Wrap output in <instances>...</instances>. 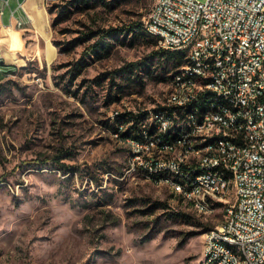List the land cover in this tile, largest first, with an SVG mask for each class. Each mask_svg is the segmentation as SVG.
I'll list each match as a JSON object with an SVG mask.
<instances>
[{"label":"rangeland","instance_id":"rangeland-1","mask_svg":"<svg viewBox=\"0 0 264 264\" xmlns=\"http://www.w3.org/2000/svg\"><path fill=\"white\" fill-rule=\"evenodd\" d=\"M155 1L43 0L38 20L48 18L47 28L19 20L22 60L18 27L0 35L18 60L0 77V264H204L205 233L224 221L225 203L200 212L166 183L129 173L133 147L113 130L118 114L129 117L125 133L134 114L168 97L171 73L155 78L159 41L120 34L106 51L84 55L89 34L144 22ZM0 56L6 63L1 44ZM82 58L87 65L72 79Z\"/></svg>","mask_w":264,"mask_h":264},{"label":"built area","instance_id":"built-area-1","mask_svg":"<svg viewBox=\"0 0 264 264\" xmlns=\"http://www.w3.org/2000/svg\"><path fill=\"white\" fill-rule=\"evenodd\" d=\"M23 3L19 2V8L24 9ZM7 7L11 10V22L7 26L19 28V20L23 19L16 18L11 5L0 0V12H4V15ZM144 22L150 23L157 32L168 34V41L159 42L162 48L173 50L174 44H183L189 46L191 56L207 59V66H201L198 72L204 73V76H218V83L204 84L203 91L223 90L240 96L243 111L234 114L244 113V104H251L249 132H242V124L233 123V120L224 123L223 133L233 136V144L214 147L226 149V156L204 160V164L190 162L188 165H180L179 162L178 168L184 177L187 169L195 165H221L231 170V154L236 149V142L247 145L245 167L231 170L240 176V183H235L234 200L225 201V206H231V214H226L224 222L215 226L219 228V239L204 245L203 260L207 259L209 250H221V257L211 260V264H234L231 255H225L223 249L218 247V240L230 239L243 245L245 253H251V263L245 264H264V142L263 138H257L259 120H264V0H156ZM0 44L3 46L1 38ZM223 51H231V58H223ZM7 61L6 58L5 65L0 66V72H8ZM188 82L192 81L187 79ZM173 87L174 83H171ZM203 91L201 94L184 97L182 102H171L166 96L160 106L172 104L174 118L182 116L183 112H174V104L186 103L188 98H195V102L203 100ZM149 110L153 112V108ZM134 115L138 119V114ZM200 116V124L209 125L211 117H217V114ZM138 125L142 131L148 127L144 121H139ZM155 128L166 129L160 120ZM232 128H240V135H232ZM121 134L120 126L115 136L122 137ZM201 148L207 146L195 143L194 150ZM159 150L158 145L157 149H150L147 140L136 144V151H130V154H135V162L130 165L129 173L137 174L138 156H145L147 162V154ZM148 168L164 170L161 162H155L154 167ZM188 179H194V189L196 184H203V189H209L212 197L214 192L222 191V178L219 174H203ZM158 181L162 182L163 179ZM197 198L201 207H205L202 206V194H197ZM205 237L208 234L205 233Z\"/></svg>","mask_w":264,"mask_h":264},{"label":"bare ground","instance_id":"bare-ground-1","mask_svg":"<svg viewBox=\"0 0 264 264\" xmlns=\"http://www.w3.org/2000/svg\"><path fill=\"white\" fill-rule=\"evenodd\" d=\"M26 3L30 4L31 9H38V0H27ZM38 12L45 14L43 9H39ZM3 16L4 12H1L0 17ZM31 19L35 20V17L31 16ZM145 26L148 33L159 42L168 41L166 32L155 31L148 22ZM6 33L8 34V30ZM166 49L171 50V48ZM173 50H185L187 61L173 76L174 87L171 88L168 95L171 102H182L184 97H190L191 94H201L204 84L218 83V76H204V73L198 72L201 71V66H207V59L191 56L187 45L174 44ZM223 58H231V51H223ZM1 62L0 56V66H2ZM186 77L192 82L187 83ZM240 111H243L240 96L226 93L223 90H207L203 91V100L195 102V98H188L186 103L174 104V112H183L182 116L174 118L172 104H163V106L159 104L153 109V112L139 113L138 121H144L148 127L142 131L132 125L131 133L125 136L126 140L130 142L133 151H136V144H142L144 140L150 142V149H157L158 145L160 150L157 153L149 152L147 162L145 156H138L137 175L154 179L157 182L163 179L161 183L169 185L176 195L181 196L200 212H211L218 200L223 203L229 201L231 194L233 196L235 194V183H240L239 174L233 173L231 170L245 167L247 145L244 142H236V149L231 154V170L229 167L221 165H195L194 168L187 169L186 177H184V173L178 168V163L180 162V165H188L190 162L204 164V160L222 159L226 156V149L214 147L233 144V136L223 133L226 120L241 123L242 132H249L251 128V104H244V113L234 114V112ZM214 114H217V117H211L209 125L200 124V115ZM132 120L130 119L131 123ZM159 120L165 126V130L155 128V124H158ZM232 135H240V128H232ZM181 137L183 138L181 139ZM257 138H263L264 142V120H259ZM195 143L205 144L207 148L194 150ZM181 153H183L182 156ZM134 162L135 154H132L130 165H134ZM155 162H161V167H164V170L148 168L154 167ZM127 171L130 172V166ZM203 174H219L222 178V191L214 192L212 197L209 189H203V184H196V189H194V179L188 178L201 177ZM185 189H189V191L186 192ZM197 194H202V206L205 207H201ZM226 209L227 214H231V206H226ZM206 234L208 237H205L204 245H208V241L219 239V228L214 227ZM218 247L223 249L225 255H231L234 264L251 263V253H245V247L236 244L233 240H218ZM220 257L221 250H209L204 264H211V260Z\"/></svg>","mask_w":264,"mask_h":264},{"label":"trees","instance_id":"trees-1","mask_svg":"<svg viewBox=\"0 0 264 264\" xmlns=\"http://www.w3.org/2000/svg\"><path fill=\"white\" fill-rule=\"evenodd\" d=\"M89 0H72L71 3H74L75 5H80L81 3L85 4L86 2H88ZM145 30H143V28ZM146 32V33H145ZM133 34L136 37H142L145 35H150L148 33V31L146 30L145 27V23L142 20H137L134 21L130 24L127 25H123V26H117V27H109V28H104V29H99L97 31H93L92 34H89V36L91 35L94 39V41L92 43H90L84 50V55L85 56H91L95 53H98L102 50L106 51L107 50V45L106 43L108 42L109 38L115 37L117 35L120 34ZM151 36V35H150ZM153 37V36H152ZM156 39V38H155ZM157 40V39H156ZM156 54H158L159 57V61L156 63V67H158L159 69V73H157L155 75L156 80H168L169 78L167 77V75H169L172 79L173 76L175 75V73L179 70V68L181 66H183L186 61H187V52L185 50H170V49H166V48H160V50L155 52ZM84 56V57H85ZM146 64V62H131L129 63V67L130 68H141L142 66H144ZM5 65V63H2V66ZM86 63L83 62V58L79 61H76L73 65V70L75 71L72 79L76 78L78 75H80L82 73V71L84 70V68L86 67ZM7 66V65H6ZM128 67V68H129ZM126 67L120 68L119 70H117L118 72H125L127 70H125ZM7 70L8 71H12V67L11 66H7ZM6 72H0V77H2ZM173 73V74H172ZM167 77V78H166ZM135 79H142V77L140 75L135 76ZM172 81V80H171ZM64 90H66L67 92L72 93V91L70 90L69 87L64 86L63 87ZM75 96L78 95V92H74ZM133 115V114H132ZM126 114H118L116 116V125L114 126V131L115 132H119L120 131V125L122 122H126ZM128 122V120H127ZM139 121L138 119H135L134 122V128L139 129V125H138ZM131 133V129H129L127 132H123L121 135L122 136H127L128 134ZM65 153H61L59 155H55L52 159L55 160V162L57 163H62L61 162V158L62 155H64ZM62 166H64V164H62ZM65 171L68 173L69 171H71V168H67L65 167ZM181 197V196H179ZM190 204V203H189ZM191 205V204H190ZM192 206V205H191Z\"/></svg>","mask_w":264,"mask_h":264},{"label":"crops","instance_id":"crops-1","mask_svg":"<svg viewBox=\"0 0 264 264\" xmlns=\"http://www.w3.org/2000/svg\"><path fill=\"white\" fill-rule=\"evenodd\" d=\"M21 1H23L24 2V9H21V8H19V5H17L16 7H14V8H12L11 7V9H13L14 11H15V17L16 18H24V17H28V20L29 21H31L32 23H33V25H35V23H34V19H31V16H34L35 17V19H36V22H38L39 23V25H40V27L43 25L45 28H47V26H48V24L50 25V21H48V18H47V20H43V24H40L41 23V21H39L38 20V18H39V16H40V14H39V12H38V10L39 9H42L40 6H38V9L36 10V9H31V7H30V4H28V3H26L27 2V0H21ZM5 3L6 4H10V0H5ZM41 3H43V0H38V4H41ZM44 7H45V5H44ZM45 9V8H44ZM45 11H46V9H45ZM7 13V9H6V12H5V15L1 18L0 17V35L2 36L3 34H5L4 33V30H5V28H7L6 26H7V24L8 23H10L11 21V10L9 11V14H6ZM0 14H1V12H0ZM47 14V13H46ZM25 19V18H24ZM25 21V20H24ZM13 22H15V19L13 20ZM30 22V26H32L33 27V29L35 30V32L38 34V35H40L39 34V32L37 31V29L32 25V23ZM25 23V22H24ZM24 25V24H23ZM20 26V25H19ZM14 28H17V27H15L14 26ZM21 28V29H20ZM20 28H17L20 32H21V34H22V38H23V41H24V46H22V45H19L18 46V48H20L21 50H19V52H17V56H18V58H19V60H22L23 59V55H25V53H24V51H25V49H26V41H25V39H26V37H24V33H23V31H24V29H23V27H20ZM28 29H30L31 30V28H28ZM8 35H9V31H8ZM41 37V36H40ZM1 38V42H2V44H3V46H2V52L3 53H5V58H7V60L8 61H11V62H17L18 60H16L13 56H12V53H11V49L10 50H8L9 48H10V46H11V48H12V45H11V40H10V38H9V41H7L8 39H6V42H3L2 41V39L4 38V37H0ZM42 38V37H41ZM43 40V39H42ZM43 42L45 43V48H46V56H47V46H46V42H45V40H43ZM6 45V46H5ZM22 47V48H21ZM56 53V52H55ZM46 58V57H45ZM47 60V59H46Z\"/></svg>","mask_w":264,"mask_h":264}]
</instances>
